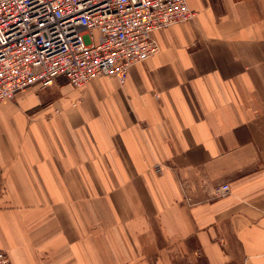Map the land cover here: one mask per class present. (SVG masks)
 I'll return each instance as SVG.
<instances>
[{"label": "crops", "instance_id": "0c3cea01", "mask_svg": "<svg viewBox=\"0 0 264 264\" xmlns=\"http://www.w3.org/2000/svg\"><path fill=\"white\" fill-rule=\"evenodd\" d=\"M186 1L124 83L0 102L12 264H264V0Z\"/></svg>", "mask_w": 264, "mask_h": 264}, {"label": "built area", "instance_id": "2783aa9c", "mask_svg": "<svg viewBox=\"0 0 264 264\" xmlns=\"http://www.w3.org/2000/svg\"><path fill=\"white\" fill-rule=\"evenodd\" d=\"M195 16L186 0H0V102L58 80L77 89L100 77L124 83L133 65L158 54L154 31ZM0 264H12L3 250Z\"/></svg>", "mask_w": 264, "mask_h": 264}, {"label": "rangeland", "instance_id": "374dc122", "mask_svg": "<svg viewBox=\"0 0 264 264\" xmlns=\"http://www.w3.org/2000/svg\"><path fill=\"white\" fill-rule=\"evenodd\" d=\"M156 172H158V173H159L158 169H156Z\"/></svg>", "mask_w": 264, "mask_h": 264}]
</instances>
